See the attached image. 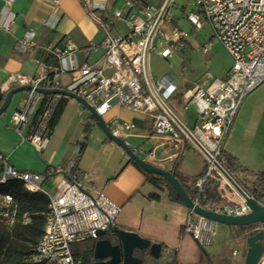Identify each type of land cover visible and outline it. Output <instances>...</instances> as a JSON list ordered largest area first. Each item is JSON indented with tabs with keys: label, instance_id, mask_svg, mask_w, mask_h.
<instances>
[{
	"label": "built area",
	"instance_id": "obj_1",
	"mask_svg": "<svg viewBox=\"0 0 264 264\" xmlns=\"http://www.w3.org/2000/svg\"><path fill=\"white\" fill-rule=\"evenodd\" d=\"M8 10L0 29L8 30L14 14L10 7L15 0H0ZM86 11L102 12L95 22L105 36L99 44L103 50L98 62L90 64L78 61L79 46L67 40L62 48L48 46V53L56 60V66L37 61L33 76L12 73L6 77L1 90L7 92L16 87L31 86L19 100L10 115V124L23 134L25 142L39 153L48 147L53 132L52 120L58 106L69 100L60 94L45 95L37 89H63L84 99L102 117L109 131L121 138L122 132H131L133 124L118 118L105 119L118 106L150 116L153 120L147 138L150 146L132 148L141 153L145 162L171 171L188 148L197 150L205 168L203 175L194 181L198 206L199 196L206 181L216 184L219 206L209 209L227 215L248 214L250 208L242 193L254 198L247 187L236 182V177L226 168L223 149L226 135L230 132L243 100L264 82V0H188L193 9L186 13L182 6L178 20H174L177 0H159L151 4L145 0H114L120 6L79 0ZM185 14V15H184ZM190 24L188 31L182 20ZM207 25L212 39L218 42L231 59V66L223 78L204 80L182 94L184 109L194 106L196 121L190 126L169 106L177 94L176 79L165 72L154 75L150 57L169 60L177 56L191 42L193 32ZM34 35L28 32L16 46L24 52L35 47ZM95 45L87 48L92 52ZM211 44H204L208 53ZM68 82L61 86L60 77ZM63 170L57 192L50 195L42 185L54 172L44 174L21 172L0 157V180L16 176L29 193H43L49 200L46 215L47 227L33 248L30 260L42 264H80L71 247L101 239L99 234L117 226L121 207L105 193L88 185V173L74 169L77 153ZM242 192V193H241ZM240 198L235 201L234 196ZM255 199V198H254ZM258 202V201H257ZM259 203V202H258ZM30 219L20 210L13 196L0 195V225L6 229L16 224H28ZM220 224L197 215L188 209L182 227L201 250L214 244ZM264 232V224L251 228V233ZM178 245L163 244L162 250L178 252ZM238 252L232 251L236 257Z\"/></svg>",
	"mask_w": 264,
	"mask_h": 264
},
{
	"label": "crops",
	"instance_id": "obj_2",
	"mask_svg": "<svg viewBox=\"0 0 264 264\" xmlns=\"http://www.w3.org/2000/svg\"><path fill=\"white\" fill-rule=\"evenodd\" d=\"M91 2L107 3L108 7L121 5L120 1L115 2L114 0H91ZM10 11L14 17L9 29H0V87L6 77L12 73L33 76L39 60L45 61L46 58H49V65L56 66L57 62L48 53L47 47L62 48L69 39L80 48L77 56L80 63L87 61L94 64L99 61L103 54L99 44L105 33L79 0H15ZM7 15L8 10L0 1V24L6 20ZM94 15L101 17L102 12H97ZM28 32L34 35L33 40L36 46L29 47L24 52L17 51L16 46ZM91 45H95V49L92 52H87V48ZM188 45L191 44L188 43ZM153 58L157 57L151 56L150 61ZM173 77L177 81L178 93L180 82L177 77ZM60 80L61 86H64L69 77L63 75ZM199 85H202V82ZM23 93L15 94L9 108L0 116V157L4 161L21 172L44 174L52 170L54 173L48 177L42 188L45 193L54 195L63 178V175L57 171L66 168L70 159L75 155V151L79 150L74 169L87 172L88 185L102 190L110 200L121 207L117 219L119 228L121 226V229L136 231L141 236L153 242L162 243V245H178L181 248L176 237L183 234V224L180 225L177 234L168 235V240L164 242L151 237L150 233L147 232L144 227V220L146 219V212L150 210V205L155 201L148 197L154 192L152 191L155 190L154 186L146 181L140 169L128 160L121 148L107 140L101 128L97 123L90 120L89 112L80 103L73 99L65 102L53 128L48 147L43 153H39L36 148L25 142L23 134L10 124V115L24 95ZM189 109H192V115L188 119L181 117L177 112L176 114L192 126L196 121V112L194 106L184 110ZM109 118H118L135 126L133 131L122 132L121 134V138L131 148L144 144H147V148L150 146L147 141L153 122L150 116L115 105L105 117L106 120ZM231 130L226 135L224 145ZM128 139H134L138 143L131 145L127 141ZM189 149L193 148L184 151L174 168H176L180 181L185 186L192 188L194 181L203 174L205 163L200 153L193 149L198 155L200 163L194 171H189L188 166L184 165ZM223 149L225 153L236 159L239 166L244 165V161L239 160L233 149H225L224 146ZM241 175L248 176L245 172L234 174L239 179H241ZM248 178L252 179L250 176L244 179L248 180ZM253 181L254 179L250 183L244 182L246 187L249 186L247 190L251 188ZM258 202L264 205V200ZM184 211L186 214L188 210L184 209Z\"/></svg>",
	"mask_w": 264,
	"mask_h": 264
},
{
	"label": "rangeland",
	"instance_id": "obj_3",
	"mask_svg": "<svg viewBox=\"0 0 264 264\" xmlns=\"http://www.w3.org/2000/svg\"><path fill=\"white\" fill-rule=\"evenodd\" d=\"M145 1L155 4L159 0ZM182 6H187L186 13L193 9L188 0H177L175 9L177 11L174 13L175 21L180 18L177 14ZM182 26L188 31L191 30L185 17L182 20ZM207 43L211 44V49L208 53H203L202 47ZM190 44L173 59L153 58L150 61L152 74L159 75L168 72L178 78L179 91L168 104L181 117L187 119L191 117L192 109L184 110L185 104L181 94L193 89L195 85L201 84L204 80L210 82L213 78L224 76L230 65L228 54L218 42L212 39L211 30L207 25L201 30L193 32ZM208 74L212 76V79L208 78ZM127 141L131 145L138 143L134 139ZM146 145L144 144L143 147H147ZM224 148L233 149L237 153L239 160L244 161V165L240 166L241 170H244L243 172L250 175L251 178L253 174H264V82L243 100ZM187 152L184 165L188 166L189 171H194L200 163L199 157L193 149H189ZM137 155L144 157L139 152ZM245 177L249 176L241 175V179L236 177V182L242 188L245 186L244 182L250 183L253 179L245 180ZM154 188L153 194L162 197L150 205V210L146 212L144 227L151 237L164 242L168 240V235L174 236L178 233L180 225L185 222L187 212L184 214V209H188L182 204L169 202L167 199L169 191L164 185L161 188ZM233 199L237 202L241 201L236 195ZM120 228L122 227L120 226ZM252 235L251 227L240 231L235 227L220 224L214 244L201 250L189 236L182 234L176 237L181 245L179 251L169 252L163 249L157 264H244L247 251L246 239ZM233 250L238 252L236 257L232 256Z\"/></svg>",
	"mask_w": 264,
	"mask_h": 264
},
{
	"label": "water",
	"instance_id": "obj_4",
	"mask_svg": "<svg viewBox=\"0 0 264 264\" xmlns=\"http://www.w3.org/2000/svg\"><path fill=\"white\" fill-rule=\"evenodd\" d=\"M31 89V86H23L12 88L7 92H3L0 88V116L3 115L9 108L15 94L23 91H29ZM37 91L45 95H64L80 103L95 119L97 125L101 128L105 136L122 149L132 164L144 172L160 176L165 179L171 188L176 192L181 203L187 209L193 210L197 215L229 227H247L253 224H264V205L258 203L254 198L245 196L242 192V196L250 208V212L245 215L236 216L222 214L194 204L174 173L149 162H145L122 138L114 136L109 131L102 117L98 115L94 108L84 99L59 88L37 89ZM107 233L118 239V244L116 246H111L108 240L102 239V237ZM99 236L101 239L94 243V264H142L141 259L133 256L134 249L148 250L149 256L155 260H159L161 258L162 243L153 242L141 236L136 231H128L121 229L118 226H114L109 232H102ZM246 244L247 251L244 264H264V232L259 231L252 236L247 237Z\"/></svg>",
	"mask_w": 264,
	"mask_h": 264
},
{
	"label": "trees",
	"instance_id": "obj_5",
	"mask_svg": "<svg viewBox=\"0 0 264 264\" xmlns=\"http://www.w3.org/2000/svg\"><path fill=\"white\" fill-rule=\"evenodd\" d=\"M89 15L94 20L96 19L94 13L89 12ZM44 62L49 65V58H46ZM65 102L58 106L54 114V118L52 120L53 127L59 118ZM89 118L92 122L96 123L95 119L91 115H89ZM107 140L110 141L108 138ZM225 160L226 168L230 174L234 175L235 173L244 171L236 164V159L227 153H225ZM140 171L145 176L146 181L154 187L161 188L162 185H164L168 189L169 201L182 204L176 192L171 188L165 179L160 176L144 172L141 169ZM171 172L174 173L176 178L180 181L176 173V168H174ZM252 178L254 181L248 191L252 194L256 201L261 202L264 200V174H253ZM180 183L188 193L189 197L193 200L197 194L196 189L194 187L190 188L185 186L181 181ZM0 193H6L13 196L18 202L21 212L27 214L30 219L28 224L23 225L18 223L9 230L0 225V264H38L33 263L30 260V257L33 253L34 246L37 244L42 235L46 215L49 210V200L47 196L43 193L27 192L23 187V183L20 181H9L5 185L0 186ZM148 197L154 200H160V196L153 193L149 194ZM199 204L201 207L206 209H212L219 206L220 198L217 194L216 184L213 181L205 182L199 196ZM255 225L257 224L235 228L242 231L248 227L252 228ZM93 249L94 242L92 241L75 244L71 247L74 258L78 260L80 264H93ZM209 261H211V258H209Z\"/></svg>",
	"mask_w": 264,
	"mask_h": 264
},
{
	"label": "flooded vegetation",
	"instance_id": "obj_6",
	"mask_svg": "<svg viewBox=\"0 0 264 264\" xmlns=\"http://www.w3.org/2000/svg\"><path fill=\"white\" fill-rule=\"evenodd\" d=\"M102 239L108 240L111 244V246H116L118 244V239L111 235V234H106L105 236L102 237ZM133 256L139 258L142 260V264H157L159 260L152 259L149 256L148 250H139V249H134L133 251ZM95 263V260L93 259V264Z\"/></svg>",
	"mask_w": 264,
	"mask_h": 264
},
{
	"label": "bare ground",
	"instance_id": "obj_7",
	"mask_svg": "<svg viewBox=\"0 0 264 264\" xmlns=\"http://www.w3.org/2000/svg\"><path fill=\"white\" fill-rule=\"evenodd\" d=\"M9 181H16V176H7L6 180H0V186L5 185ZM0 195H9V194L0 193ZM43 227H47V219L45 220ZM38 264H42V263H38Z\"/></svg>",
	"mask_w": 264,
	"mask_h": 264
}]
</instances>
